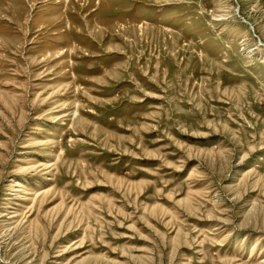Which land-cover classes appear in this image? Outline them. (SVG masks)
<instances>
[{
	"label": "rangeland",
	"instance_id": "obj_1",
	"mask_svg": "<svg viewBox=\"0 0 264 264\" xmlns=\"http://www.w3.org/2000/svg\"><path fill=\"white\" fill-rule=\"evenodd\" d=\"M0 264H264V0H0Z\"/></svg>",
	"mask_w": 264,
	"mask_h": 264
}]
</instances>
